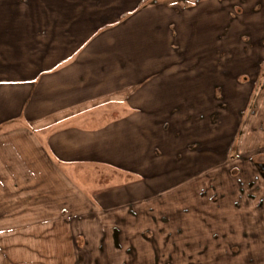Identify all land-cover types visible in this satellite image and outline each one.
<instances>
[{"label":"crops","instance_id":"obj_1","mask_svg":"<svg viewBox=\"0 0 264 264\" xmlns=\"http://www.w3.org/2000/svg\"><path fill=\"white\" fill-rule=\"evenodd\" d=\"M31 1L0 0V264H216L210 232L233 216L175 221L189 239L157 253L132 210L147 191L133 178L147 177L164 114L184 93L168 88L182 75L157 77L167 11L142 7L149 0ZM209 8L190 12L219 16ZM256 206L240 207L256 229L226 237L240 252L223 264H264L263 239L247 237L264 232Z\"/></svg>","mask_w":264,"mask_h":264},{"label":"rangeland","instance_id":"obj_2","mask_svg":"<svg viewBox=\"0 0 264 264\" xmlns=\"http://www.w3.org/2000/svg\"><path fill=\"white\" fill-rule=\"evenodd\" d=\"M142 4L166 10L165 19L173 22L167 28L162 20L159 30V57L166 66H161L157 77L182 75V82H172L168 88L184 93L174 99L179 106L164 114L169 125L164 128L165 146L152 148L157 159L147 163V177L133 178L136 184L147 183V191L134 195L145 209L137 205L132 210L135 216L147 218V249L157 253L189 239L181 225L184 221L195 223L194 218L213 215L223 222L224 217L233 216L224 221L233 225L217 224L210 232L215 239L208 242L210 254L216 256V264H223L240 252L239 244L227 242L226 237L236 240L242 231L256 229L242 224L246 221L241 222L240 207L258 204L256 209L264 203V174L253 173L264 163V0H149ZM198 6H210V14L219 16H193L190 10ZM180 19L185 25L176 22ZM193 44L201 47L197 49L200 56L209 51L208 57L201 61ZM259 231L247 237L264 241L263 229ZM206 244L201 242V248ZM246 259L251 264L263 260ZM154 260L157 263L158 257Z\"/></svg>","mask_w":264,"mask_h":264},{"label":"flooded vegetation","instance_id":"obj_3","mask_svg":"<svg viewBox=\"0 0 264 264\" xmlns=\"http://www.w3.org/2000/svg\"><path fill=\"white\" fill-rule=\"evenodd\" d=\"M261 168H262V169H264V165H263V166H261Z\"/></svg>","mask_w":264,"mask_h":264}]
</instances>
